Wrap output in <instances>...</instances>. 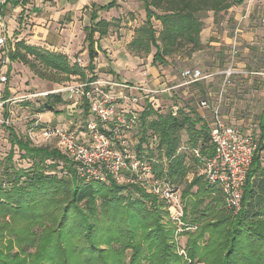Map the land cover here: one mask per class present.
<instances>
[{"label":"trees","instance_id":"1","mask_svg":"<svg viewBox=\"0 0 264 264\" xmlns=\"http://www.w3.org/2000/svg\"><path fill=\"white\" fill-rule=\"evenodd\" d=\"M141 1L145 20L134 28L128 48L136 55L151 54L155 48L154 65H168L177 58L191 59L205 49L201 32L209 12L217 20L234 5L244 3ZM115 5V0L93 5L91 24L86 26L87 65L72 61L63 52L8 37L10 63L21 61L41 77L49 71L61 76V80L68 81L73 76L84 80L86 71L96 67L97 48L101 50L100 46L95 47L96 34L98 39L104 37L111 25L110 21L99 19V11ZM233 54L231 50L229 57ZM217 56L221 64L232 59L228 60L223 48ZM261 73L264 70L249 71L264 77ZM108 77L119 79L112 74ZM213 78L181 86L188 93L191 86L198 89L196 104L185 101L182 106L176 104L161 112L159 103L141 101L130 134L135 152L151 163L154 179L168 182L181 193L186 224L197 226L196 230L183 233L188 236L185 246L191 262L177 251L176 226L166 200L141 184L120 182L111 174L105 180H87L79 174L75 159L57 146L56 140L36 144L13 126H6L11 148L0 170V264H264V107L258 128L251 130L258 145L247 172L241 208L235 211L228 207L219 185L201 173V157L212 155L215 150L211 140L212 113L201 106V101L212 104L218 96L205 83ZM50 79L58 81L55 77ZM174 89L164 94L174 97ZM9 96L6 88L4 101ZM48 97L41 112L59 111L56 106L63 104L72 109L78 107L86 121L91 118L86 100L72 99L70 103L61 94ZM228 109L224 97L222 114L231 122ZM5 116H9L7 109ZM35 123L34 131L39 126V122ZM45 126L50 125L39 127ZM196 149L200 156L195 154ZM17 152L21 159L30 162L28 167L16 166Z\"/></svg>","mask_w":264,"mask_h":264},{"label":"rangeland","instance_id":"2","mask_svg":"<svg viewBox=\"0 0 264 264\" xmlns=\"http://www.w3.org/2000/svg\"><path fill=\"white\" fill-rule=\"evenodd\" d=\"M110 0H105L108 2ZM143 5L135 8L134 11H127L120 18L114 17L110 22L108 34L102 38L104 41L98 46L101 48L100 58L95 59L96 71H86V76L95 73L99 77L117 76L121 80H128L134 84H167V86H175L180 84L179 78L180 69L184 66H197L202 68L206 73H214V78L206 84H209V89L212 93L224 92L225 105L228 109V114L233 122L241 125L245 130H252L258 128L260 114L264 107V77H257L254 74H249L251 70H264V10H239L240 16L235 18V14L231 13L219 15L217 20L212 18L213 12H209V16L205 19V27L207 22L214 24L213 30L217 31V36H212L211 39L217 41L218 44H205V51L201 57L198 52L193 54L191 59L177 58L170 64L152 63L155 48H152L151 54L136 55L128 48V43L134 36V28L128 25L129 21H135L138 25L144 22L142 18ZM230 11V10H229ZM228 11V12H229ZM91 11H85L79 16L82 22L81 37L86 34V26L91 24ZM209 20V21H208ZM137 25V26H138ZM155 25L159 29V22L155 20ZM238 29L239 39L235 46L237 51L235 58V68L239 72L232 74L227 82L224 84L225 76L220 72L227 69L231 61H225L221 64L217 54L221 48L228 52V60L231 54V37L235 30ZM98 37L99 34L97 33ZM81 43V42H80ZM85 47L87 43L83 44ZM97 48V44L95 45ZM98 49V48H97ZM62 50H64L62 48ZM82 49L78 48L74 51L72 61L80 57ZM60 52V51H59ZM99 55V53H98ZM227 60V59H226ZM7 70V83L0 84V170L6 164L8 154L10 152L9 131L6 126H13L15 130L23 135L31 138L32 127L36 121L42 125H50L51 122H46L45 116H53L60 118L64 122H68V118L77 115L78 126L83 127L87 118L82 116L83 111L77 108H69L67 105L58 104L56 112L46 110L41 112L44 108L45 102L48 100L49 94H61L65 100L71 103L72 99L56 90L66 84L67 82L79 81V76H73L70 80L60 79L59 75H54L49 71H44L46 77H41L36 74L27 64L21 61L11 62ZM1 72V71H0ZM146 72V73H145ZM55 77L57 82L50 78ZM6 88L10 91V96L4 101ZM173 90V89H172ZM171 90V91H172ZM191 92L188 93L183 87H176L174 89V97L162 95L159 98V107L161 112H167L176 104L182 106L185 101L193 104L197 103L198 89L190 87ZM167 94V93H166ZM5 102V103H4ZM5 109L8 110L9 116H5ZM77 110V111H74ZM43 113V115H41ZM80 113V114H79ZM43 116V117H42ZM42 117V118H41ZM40 118V119H39ZM47 118V117H46ZM62 121V122H63ZM36 128V133H39L40 127ZM185 137V135H184ZM50 144V143H42ZM54 145V142H51ZM264 156V151H263ZM14 162L17 167H28L30 162L27 159H21L18 152L14 156ZM61 169V166L58 170ZM192 174L188 176L192 178ZM184 184L179 186L182 191ZM196 189V188H194ZM185 202V201H184ZM187 235L183 234L180 242L185 245L187 242Z\"/></svg>","mask_w":264,"mask_h":264},{"label":"built area","instance_id":"3","mask_svg":"<svg viewBox=\"0 0 264 264\" xmlns=\"http://www.w3.org/2000/svg\"><path fill=\"white\" fill-rule=\"evenodd\" d=\"M244 2L249 4L250 0ZM238 39L236 29L230 42L234 53L231 64L220 72L225 76L224 84L232 74L239 72L235 68L234 58ZM8 50V36L3 29L0 34V84L8 80L5 70L10 63ZM77 62L83 65L81 57ZM213 76L214 73H206L200 67L187 66L180 71V84L171 87L167 84H134L116 78L95 77L94 74L84 80L67 82L56 91L67 94L71 99L88 102L91 118L87 120L85 128L73 130L59 125L45 126L40 128L39 133L32 130L31 139L36 144L56 140L57 146L75 159L79 174L87 180H105L111 174L120 182L141 184L166 200L171 220L176 226L174 241L177 251L191 262L180 238L184 231H194L197 226L186 224L181 193L168 182L154 179L151 163L135 152L130 134L136 125L137 106L141 101L148 100L156 105L162 94ZM223 100L222 89L212 104L201 101V106L212 113L211 140L215 147L212 155L201 157V173L209 182L219 185L228 207L238 211L258 142L253 131H246L240 125L226 120L222 114ZM195 154L200 156L199 150L196 149Z\"/></svg>","mask_w":264,"mask_h":264},{"label":"crops","instance_id":"4","mask_svg":"<svg viewBox=\"0 0 264 264\" xmlns=\"http://www.w3.org/2000/svg\"><path fill=\"white\" fill-rule=\"evenodd\" d=\"M108 2H105V0H0V34L5 29L7 36L12 40L19 41L23 39L31 45L63 52L69 58H72L74 51L80 48L82 49L80 57L83 59L84 65H87L89 53L87 46L83 45L86 43V34L84 33L81 37L83 26L79 16L83 14L84 10L92 12L93 5H102ZM115 2L116 5L111 9L99 11V19L103 18L111 21L114 17L120 18L127 11H134L135 8L143 5L141 0H115ZM262 8L264 10V0H250L249 4L244 2L234 5L229 9L228 14L235 11L232 14H235V18L238 19L241 17L239 10L251 11L262 10ZM141 10H143L142 18L145 20L144 6ZM213 18L214 16L209 19L213 20ZM128 25H132L134 28L138 24L135 21H129ZM213 26L214 24L211 25L210 22H207V28H204L201 32L204 45L207 43L211 45L218 44L217 41L211 39L212 36L216 37L218 34L216 30H213ZM96 38H99V36H96ZM104 39H100V44ZM96 44L98 47L99 42H96ZM100 47L103 46L100 45ZM97 50L99 52L98 58H100L102 51ZM203 51L205 49L198 52L200 57L203 55L201 54ZM94 62L96 63V60ZM95 71L96 68L92 72ZM58 117L47 115L44 119L46 122H51L50 126L59 125L73 130L81 129L78 126L76 114L68 118V122H64Z\"/></svg>","mask_w":264,"mask_h":264}]
</instances>
